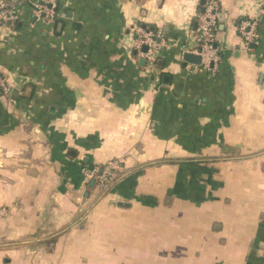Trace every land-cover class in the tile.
<instances>
[{"label": "crops", "instance_id": "obj_1", "mask_svg": "<svg viewBox=\"0 0 264 264\" xmlns=\"http://www.w3.org/2000/svg\"><path fill=\"white\" fill-rule=\"evenodd\" d=\"M7 1L0 264H264V0H216L215 71L185 59L209 0H59L53 24Z\"/></svg>", "mask_w": 264, "mask_h": 264}, {"label": "built area", "instance_id": "obj_2", "mask_svg": "<svg viewBox=\"0 0 264 264\" xmlns=\"http://www.w3.org/2000/svg\"><path fill=\"white\" fill-rule=\"evenodd\" d=\"M29 4L32 17L45 24H53L58 19H64V14L60 11L59 0H25ZM219 18V11L216 0H209L204 5L198 16V27L196 40L199 44L198 51H194L200 59V65L209 71H215L220 61L219 51L215 44V29ZM18 22V15L14 5L7 0H0V23L5 26H14ZM257 20H243L238 26L240 38L245 47H249L257 40ZM136 40L135 47L139 50L146 48L144 59L153 63L157 55L162 51L164 43L153 33L135 27ZM0 92L10 93V86L3 75L0 67ZM118 165L115 161L106 164L102 174L98 177L104 186L110 184L116 175ZM82 175L91 179L99 173V169L83 167Z\"/></svg>", "mask_w": 264, "mask_h": 264}, {"label": "water", "instance_id": "obj_3", "mask_svg": "<svg viewBox=\"0 0 264 264\" xmlns=\"http://www.w3.org/2000/svg\"><path fill=\"white\" fill-rule=\"evenodd\" d=\"M147 49L144 48V51H146ZM185 59L191 63L194 64H199L200 63V59L199 57H195V56H190V55H185Z\"/></svg>", "mask_w": 264, "mask_h": 264}, {"label": "trees", "instance_id": "obj_4", "mask_svg": "<svg viewBox=\"0 0 264 264\" xmlns=\"http://www.w3.org/2000/svg\"><path fill=\"white\" fill-rule=\"evenodd\" d=\"M85 165H87V164H85ZM88 167H91V168H92V166H89V165H88ZM121 167H122V165H121V166L118 165V167H117L116 170L119 171ZM98 177H99V174H95L93 178H95L96 180H98ZM95 179H94V180H95Z\"/></svg>", "mask_w": 264, "mask_h": 264}]
</instances>
